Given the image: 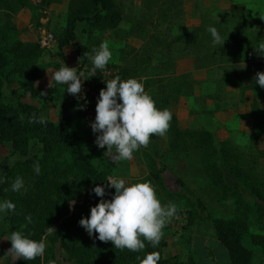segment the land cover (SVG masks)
<instances>
[{
  "label": "rangeland",
  "instance_id": "rangeland-1",
  "mask_svg": "<svg viewBox=\"0 0 264 264\" xmlns=\"http://www.w3.org/2000/svg\"><path fill=\"white\" fill-rule=\"evenodd\" d=\"M119 1L123 10V20L118 27L87 37L82 31L85 24L78 23L76 43L70 46L71 49L68 52L59 51L55 41L65 23V2L41 4L40 0H30L29 6L16 7L13 13L0 11V39L2 40L0 52H6L16 39L38 42L44 48V52L35 59L33 66L42 70L43 74L46 73L43 77L46 84L42 86V80L39 87L47 89L49 86L47 69L55 71L63 66L76 68L83 60L82 54L77 50V44L83 43L89 47L90 51L85 54V58L86 62H90L89 55H94L92 50L98 49L102 42L107 41L113 54V59L108 64L120 69L139 61L136 69L138 79L142 83L146 81L152 84L148 85L145 91L156 101L159 98L156 91L158 85L164 84L168 90L177 85L178 101H170L168 109L176 114L179 126L188 129L202 127L209 130L213 135L215 146L227 140L226 146L241 154L240 163L258 175L264 190V151H261L264 149V100L262 98L258 100L260 112L252 113L249 101L243 100L234 85L236 79L233 78V70L229 66L245 57L253 60L257 56H264L255 49L264 43V0L250 2L242 8L202 12V19L207 20L208 24L218 30L225 39V43L221 50H215L213 47L216 45L213 43L208 47L204 46L205 44L196 46L198 60L194 62L197 71L191 72L184 78L177 73L173 62L174 59L179 60L191 55L182 56L187 52V50L182 51L183 43H174L170 49L164 46V42L170 41L175 34L191 28L185 25L186 12L183 0H164L166 6L173 3V10L162 14L155 12L156 0ZM180 8L182 14L179 12ZM230 12L235 13L233 18L229 17ZM154 27L162 30L161 43H158V47H150L152 58L147 61L146 55L140 54L139 50L143 45L146 46L144 43L155 31ZM43 36L52 42L43 44L41 41ZM134 54H137V58H134ZM168 59L169 63L164 69ZM162 62H164L163 66L159 68ZM11 66L9 65L4 71ZM199 72L202 74L199 75ZM160 74L167 77L162 78ZM0 80L3 82L1 100L4 103H15L19 96L22 100L31 101L26 96L22 97L21 77L18 74L13 75L10 80L0 73ZM183 80L188 82V86L185 87V92H191L188 96L181 94ZM53 86L59 107L63 106L72 116L69 128L79 135L86 147H95L98 134L93 133L91 129V122L95 118L89 123L84 122L79 117L76 103L69 98L67 85L53 84ZM34 102L40 107L43 117H55L56 108L53 105L41 101ZM252 133L259 135L256 142L250 140ZM168 141V132L163 137L158 135L150 139L149 145L134 152L131 160L116 161L105 155L106 148L95 150L93 160L98 163L110 158L115 165L111 168L108 179L114 178V173L119 172L123 176L119 178L124 179L128 184L151 181L162 206L173 202L179 207V218H174L162 229V239L166 241V245L162 248L163 257L176 256L183 264H228L227 250L216 239L212 219L233 216L238 210L236 202L233 197H224L221 191L211 184L202 167L201 154L197 148L187 146L182 150L170 151ZM39 153L40 145L34 140L30 143L27 155L12 153L10 144L2 142L0 144V177L15 161L24 160L26 157ZM151 160L155 163L153 171L163 168L158 173L157 180H153L149 174L152 167ZM131 163H134L135 171L128 173ZM106 164L107 162L103 161L100 166ZM222 169L225 182L230 186H237L243 195L251 200L248 190L238 183L223 165ZM197 199L206 207L207 218L197 219L189 224L185 210L195 209ZM248 218L249 233H264V225L258 222L255 214L250 213ZM10 232L11 225L7 213H0V264L13 261L11 256L5 255L11 247V241L6 239ZM243 243L253 252V264H264V256L258 247L250 243L249 234L244 237ZM58 246L57 244L54 250L53 264H73L71 261L62 259Z\"/></svg>",
  "mask_w": 264,
  "mask_h": 264
},
{
  "label": "trees",
  "instance_id": "trees-1",
  "mask_svg": "<svg viewBox=\"0 0 264 264\" xmlns=\"http://www.w3.org/2000/svg\"><path fill=\"white\" fill-rule=\"evenodd\" d=\"M63 2L66 4L65 23L55 38L56 47L61 52L64 47L76 43L78 23L85 24L82 31L90 37L96 33L117 28L123 20V10L119 0H40L41 4ZM172 4L167 7L164 0H156L155 12L157 14L170 13L173 10ZM29 5L30 0H0V11L10 14L15 11L16 7ZM180 5L182 6L181 2ZM179 12L182 14L181 8ZM234 16L235 13L230 12L229 17ZM209 26L213 25L208 24L207 20L201 17L199 24L175 34L170 41L164 42V46L170 49L174 43H183L182 51L187 50V52L182 56L191 55L196 62L198 52H195V47L203 44L208 47L213 43L212 36L207 31ZM161 33V29L155 28V31L145 41L146 46L143 45L139 50L140 54L146 55L147 61L152 58L150 47H158V43H161ZM213 48L221 50L223 46L216 45ZM77 50L83 57L79 65L92 66L91 61L86 62L85 58V54L90 51L89 47L79 43ZM43 52L44 48L38 42L23 39L14 40L6 52H0V73L10 80L13 75L18 74L21 77L22 97L26 96L32 101L22 100L19 96L15 103H4L1 100L3 82L0 80V144L8 142L12 153L18 152L22 155H27L31 141L34 140L40 145L39 154L15 161L2 176L5 179L0 183V200H10L16 206L14 212H7L11 232L20 230L29 235L30 239L44 240L46 243V250L42 257L31 261L16 260L5 264H53L57 244L62 259L71 261L73 264H140V260L150 252L158 251L162 256V248L166 245L163 239L158 247H153L145 241L146 246L143 251L133 252L127 249L121 251L114 248L110 241L101 242L97 238L98 234L89 236L87 231L80 226V219L90 216L91 207L101 199L92 191L95 186L105 187L103 199L108 200L113 197L115 189L108 187L107 179L115 164L110 158L101 161L107 162L103 166H100L101 162L96 163L93 160L95 150L105 149L97 145L88 148L82 143L79 135L69 128L72 116L63 106L58 107L57 121H52L43 117L40 107L33 103V101H41L52 105L58 104L53 85L44 90L35 86V82L42 77L43 71L33 65L35 59L39 58ZM134 58H137V54H134ZM249 59L245 57L237 60L236 63L247 62ZM176 60L174 59L173 67ZM138 63L139 61H135L131 66L120 68L121 79H138L139 76L136 73ZM163 63L159 65V68L163 66ZM167 63L169 59L166 60L164 69ZM9 65H12L11 68L4 71ZM164 74H160V77L166 78ZM143 84L145 88L152 85L146 81ZM234 85L243 100L249 101L250 111L260 112L258 100L259 98L264 100V88H260L257 83L245 85L238 75ZM156 91L159 98L154 101L158 109H168L170 101H178L179 88L177 85L168 90L164 84H161L157 86ZM71 100L79 108V102L73 98ZM78 113L80 117L79 109ZM171 113L168 149L176 151L185 149L187 146L197 148L201 154L202 167L211 184L218 188L224 197H233L236 202L238 210L233 216L212 219L216 239L227 250L228 264H253V252L243 243V239L249 234L250 243L258 247L264 256V233H249L248 218L249 214L253 213L258 222L264 225L262 182L257 174L240 163L241 154L228 148L227 140L215 146L213 135L209 130L202 127L181 128L176 114ZM41 118L45 121L44 123H40ZM157 136L152 135L150 139ZM258 138L257 133H252L250 136L253 142H256ZM36 162L41 167L39 175L33 169ZM150 165L152 167L149 174L153 180H157L158 173L163 168L153 171L152 169H155L153 160ZM222 165L238 183L248 190L251 200H248L237 186H230L225 182ZM17 176L23 178L26 192L12 191L11 186ZM72 201H75V204L70 207ZM195 204L197 206L195 209L185 210L189 224L197 219L207 218V209L204 204L198 199L195 200ZM28 215L32 217L31 223L25 219ZM49 226L55 228L51 233L48 232ZM137 257L140 259L138 260ZM157 264L183 263L176 256L166 258L162 256Z\"/></svg>",
  "mask_w": 264,
  "mask_h": 264
},
{
  "label": "clouds",
  "instance_id": "clouds-1",
  "mask_svg": "<svg viewBox=\"0 0 264 264\" xmlns=\"http://www.w3.org/2000/svg\"><path fill=\"white\" fill-rule=\"evenodd\" d=\"M207 31L212 36L213 45L225 43L214 26ZM264 55V43L255 48ZM94 55H89L92 63V75L96 70L106 69L113 59L107 41L102 42L99 48H94ZM49 72V87L53 84H66L67 92L77 96L83 91V74H78L76 68L63 66L58 70ZM106 88H102L96 104V117L91 122L93 133H97L95 143L105 149V155L116 161L131 160L134 152L141 147H147L150 136H165L170 128L172 113L169 109H158L154 99L146 93L144 84L136 78L122 80L119 75L114 79L105 81ZM255 82L264 88V72L255 74ZM45 121L41 118L40 123ZM33 169L37 175L41 174L38 162ZM0 177V183L4 182ZM108 187L114 188L115 193L111 199H103L105 187L97 185L92 191L100 201L91 207L90 216L82 217L79 221L89 236L98 234L101 242H112L114 248L121 251L127 249L140 252L145 249V241L153 247H158L163 237L162 229L174 218H179V207L169 202L161 204L157 197L155 186L151 181H142L128 184L121 178H109ZM12 191H27L22 177L17 176L12 183ZM75 201L70 203L74 206ZM15 204L10 200L0 202V213L15 211ZM25 219L31 223L32 217ZM55 230L49 226L48 232ZM11 241V247L5 255L11 256L13 261H31L42 257L46 250L44 240L30 239L23 231L15 230L6 237ZM139 260L140 257H137ZM162 259L160 252H150L140 260V264H157Z\"/></svg>",
  "mask_w": 264,
  "mask_h": 264
},
{
  "label": "crops",
  "instance_id": "crops-1",
  "mask_svg": "<svg viewBox=\"0 0 264 264\" xmlns=\"http://www.w3.org/2000/svg\"><path fill=\"white\" fill-rule=\"evenodd\" d=\"M261 2L260 0H183V6L186 12V23L185 25L187 27L195 26L199 24L201 14L202 12H208V11H220L224 9H231V8H242L245 5L249 4L250 2ZM188 29V28H187ZM71 47L66 46L63 49V52L70 51ZM73 49V48H72ZM231 66V69L233 70V78L236 79L237 75L242 80V82L245 85H252L255 84V74L257 72H264V56H257L253 60L247 61V62H238L234 63ZM177 73L182 76L183 78L186 75H189L191 72L194 73L197 71L195 67L194 59L191 57H185L181 58L176 61L175 64ZM206 71V70H205ZM46 73L43 74V76L38 79L35 82V86L41 90L44 89V87H39V83H42L43 77ZM202 72H199V75H201ZM46 84L45 80H43L42 86ZM188 86V82H185V80L182 81V93L184 96H188L191 94V92H185V87ZM71 97V94H69V98ZM32 102V101H31ZM33 103H35L33 101ZM36 104V103H35ZM49 104V103H48ZM37 105V104H36ZM52 105V104H51ZM54 108H56L55 117H45L52 121H57V115H58V107L59 105H53ZM80 111V108H78ZM81 118V115H80ZM181 119V118H179ZM74 123V120L72 121ZM78 125V124H77ZM77 127V126H76ZM78 128L80 126L78 125ZM78 130V129H77ZM134 163H131L128 168V173H132L135 171ZM119 169V167L117 168ZM127 172V171H126ZM116 173V172H115ZM114 173V178L123 177L122 175L117 172Z\"/></svg>",
  "mask_w": 264,
  "mask_h": 264
},
{
  "label": "built area",
  "instance_id": "built-area-1",
  "mask_svg": "<svg viewBox=\"0 0 264 264\" xmlns=\"http://www.w3.org/2000/svg\"><path fill=\"white\" fill-rule=\"evenodd\" d=\"M42 43L47 44L52 40L42 37ZM91 65H78L76 71L78 74H83L81 79L83 80V91L77 96L71 95L70 99H75L79 102V108L81 118L84 122L89 123L94 120L96 116V104L98 102L99 93L102 88H106V82L114 79L117 75H120L119 69L113 65H107L104 70H96L95 75H92Z\"/></svg>",
  "mask_w": 264,
  "mask_h": 264
}]
</instances>
